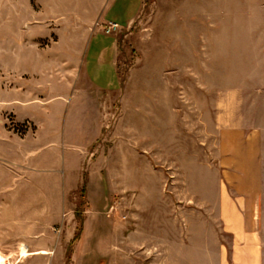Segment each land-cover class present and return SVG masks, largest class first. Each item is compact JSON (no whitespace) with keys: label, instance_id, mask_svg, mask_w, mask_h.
I'll return each instance as SVG.
<instances>
[{"label":"rangeland","instance_id":"rangeland-1","mask_svg":"<svg viewBox=\"0 0 264 264\" xmlns=\"http://www.w3.org/2000/svg\"><path fill=\"white\" fill-rule=\"evenodd\" d=\"M109 22L119 30L100 34ZM97 32L93 49L117 40L119 86L109 68L90 75L117 90L92 93L93 114L69 130L64 142L84 145L80 155L44 148L29 162V187L0 178V208L18 220L29 209L42 224L29 253L44 249L48 258L34 264H217L219 135L257 132L264 153V0H0V126L8 138L38 134L37 122L12 111L34 110L4 104L24 101L27 86L31 107L89 89L81 64ZM41 112L42 122L52 118ZM22 149L1 143L3 163ZM61 153L60 163L51 159ZM21 247L12 264H25Z\"/></svg>","mask_w":264,"mask_h":264},{"label":"crops","instance_id":"crops-1","mask_svg":"<svg viewBox=\"0 0 264 264\" xmlns=\"http://www.w3.org/2000/svg\"><path fill=\"white\" fill-rule=\"evenodd\" d=\"M139 13L140 8L126 22V28L134 23ZM102 33L104 32H100V34ZM98 34V32L95 33L89 39L81 64L84 77L87 80L88 86H90L88 90L77 91V94H73L71 97L60 96L56 99H54L55 97L51 98L47 101L46 107H31L37 104L29 103V86H27V98L24 101L13 99L9 103L4 102L7 106L13 107L17 105L22 109H32V112L34 110L33 113L20 114L16 110L11 109L18 116V121L25 120L29 123L30 119L35 123L37 122L40 126L36 123L39 126L36 138L29 137L28 134L25 139L8 138L4 134V127L0 126V144L14 140L22 146L25 145V149H22L20 153H17L14 158L8 161L9 164H4L7 158H3L0 154V162L2 163L0 165L4 167V172L0 175V178H12L16 183L21 181L25 183V186L29 187V162L39 158L44 148L51 151L52 149H54L53 151L55 149H61V151L72 149L80 155V151H78L79 147H84V145H68L64 142L69 137V130L82 127L81 118H85L87 114H93V110L91 109L92 93H99L101 95L103 93L115 92L118 88L113 89L99 84V80L96 81V78L91 77L90 70L92 69V72H94V70L101 71L104 67L109 68L110 74H114L115 78H117L119 86L116 68L117 40L114 37L110 45H106L104 48H97L98 46L96 45L93 49L94 42L99 37ZM31 35V38L36 37L33 34ZM29 46L32 47L29 48L30 68L33 62L32 52L34 51L32 41ZM29 72H31V69ZM95 75L98 77V74ZM107 83L108 81L106 80ZM81 101L83 105H79ZM39 110L42 111V116L52 118L46 122H42L37 115ZM58 117L64 118L65 123L63 126L55 121ZM75 117L78 118V125L74 123ZM89 128L88 126V130ZM261 137L257 132L247 133L243 130H224L219 135L218 164L223 187L218 192L217 208L223 236L217 239V264H264V153ZM29 141L34 142L33 146L37 148L35 151L31 150ZM51 159L60 163L62 153L51 156ZM46 170H42L41 172L48 174L52 172L50 169ZM59 180L61 181V179ZM29 190L33 193L35 191L40 192L41 195H50L49 191L45 189ZM32 192L28 191V195ZM32 213L28 209L18 220L17 217L13 216L11 208L1 205L0 256L10 262V264H12L11 260L15 258V255L19 253V246H22L20 252L22 258L25 259V264H29V262L34 264L36 261L44 262L48 258L44 249H35L31 254L29 253V245L34 243V230L42 227V224L33 223L32 219L34 215ZM43 238L45 239V237L38 236L35 240L43 246L45 244ZM23 248L28 254L27 257H23ZM30 255H32V258L29 260Z\"/></svg>","mask_w":264,"mask_h":264},{"label":"built area","instance_id":"built-area-1","mask_svg":"<svg viewBox=\"0 0 264 264\" xmlns=\"http://www.w3.org/2000/svg\"><path fill=\"white\" fill-rule=\"evenodd\" d=\"M119 27L115 23H109L104 27V33L107 35H112L114 32H117Z\"/></svg>","mask_w":264,"mask_h":264},{"label":"bare ground","instance_id":"bare-ground-1","mask_svg":"<svg viewBox=\"0 0 264 264\" xmlns=\"http://www.w3.org/2000/svg\"><path fill=\"white\" fill-rule=\"evenodd\" d=\"M22 254H23V257H27L28 256V254H27V252H26V250L25 249H23V252H22ZM1 264V263H0ZM6 264V263H5ZM8 264V263H7Z\"/></svg>","mask_w":264,"mask_h":264}]
</instances>
